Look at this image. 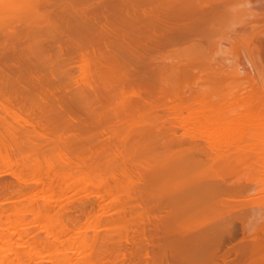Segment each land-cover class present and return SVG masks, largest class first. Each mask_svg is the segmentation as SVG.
<instances>
[{"label": "bare ground", "instance_id": "6f19581e", "mask_svg": "<svg viewBox=\"0 0 264 264\" xmlns=\"http://www.w3.org/2000/svg\"><path fill=\"white\" fill-rule=\"evenodd\" d=\"M5 173L0 264H264V0H0Z\"/></svg>", "mask_w": 264, "mask_h": 264}, {"label": "rangeland", "instance_id": "374dc122", "mask_svg": "<svg viewBox=\"0 0 264 264\" xmlns=\"http://www.w3.org/2000/svg\"><path fill=\"white\" fill-rule=\"evenodd\" d=\"M104 11H105V13L107 15H109L110 17L116 19L114 22H116V23L118 22L119 23V22H121V20H123V23H127V24L123 25V28H127V27H130L131 25L136 24L131 18L127 17L126 12H128V8L124 10V8L121 7L120 11H115V10H110V9H105ZM140 27H141V29L143 28L142 26H140ZM131 34L137 35L138 32L136 31V29H133ZM145 37L146 36H144V38L142 40V43H147ZM154 48H155V46L153 47L151 53L153 51H155ZM17 92H21V89H17ZM35 92H38V91L35 90ZM0 179H3V181H5V182H14L13 178L7 173L1 174L0 175ZM8 193H10V192H8V190L1 189L0 190V199L4 198Z\"/></svg>", "mask_w": 264, "mask_h": 264}]
</instances>
